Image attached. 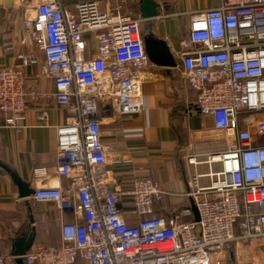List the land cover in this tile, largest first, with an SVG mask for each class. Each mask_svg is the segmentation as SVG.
<instances>
[{"label":"built area","instance_id":"built-area-1","mask_svg":"<svg viewBox=\"0 0 264 264\" xmlns=\"http://www.w3.org/2000/svg\"><path fill=\"white\" fill-rule=\"evenodd\" d=\"M217 2L187 12L188 40L174 54L199 114L212 122L190 131L183 154L194 173L179 194L150 178L129 190L110 185L112 146L101 126L110 104L124 114L142 109V84L155 67L144 45L147 20L98 0L78 1L75 10L39 0L26 15L24 35L43 51L41 73L53 80L50 96L66 118L56 126V159L38 170L31 196L57 208L61 242L33 245L25 264H213V252L226 264L231 246L254 242L264 253V0ZM87 36L96 47L90 58ZM18 58L20 66H0V128L25 129L29 100L45 96L26 87L25 70L38 57ZM202 163L208 172L197 171ZM125 195L137 224L123 216ZM168 195L193 198L200 221L190 206L171 218L157 214Z\"/></svg>","mask_w":264,"mask_h":264},{"label":"crops","instance_id":"crops-1","mask_svg":"<svg viewBox=\"0 0 264 264\" xmlns=\"http://www.w3.org/2000/svg\"><path fill=\"white\" fill-rule=\"evenodd\" d=\"M78 1L63 0L65 7L75 10ZM102 9L127 7L126 14H139V0H98ZM168 10H162L153 20L152 32L165 39L174 54H179L188 40L187 12L217 5L218 0H156ZM39 0H0V66H20L18 54L38 57L40 63L26 68V87L45 95L37 102L30 99L25 114L26 128H0V161L12 168L33 188L36 174L56 159V126L64 123L66 114L51 98L53 80L42 74L44 53L24 35V19L33 12ZM116 2V3H115ZM88 38L86 57L96 53L95 42ZM143 105L140 112L124 114L117 104H110L102 124V140L112 146L108 156L110 185L129 190L137 178H150L170 193L187 190L193 166L186 161L183 149L190 131L209 126L210 117L199 114L196 91L192 89L180 69L153 67L142 84ZM0 120L3 118L0 115ZM217 167V165H215ZM208 165L197 166L199 173L208 172ZM203 184L207 178H202ZM66 184L65 179L62 180ZM123 216L129 224H137L133 198H120ZM190 205L189 199L165 196L155 204V212L165 217L178 214L181 207ZM60 216L53 203H38L31 197L19 198L18 187L10 175L0 167V256L8 264H17L11 256L12 240L21 232L36 229L33 245L54 246L60 243ZM71 219L70 215L65 216ZM33 221V222H32ZM54 222V226L52 224Z\"/></svg>","mask_w":264,"mask_h":264},{"label":"water","instance_id":"water-1","mask_svg":"<svg viewBox=\"0 0 264 264\" xmlns=\"http://www.w3.org/2000/svg\"><path fill=\"white\" fill-rule=\"evenodd\" d=\"M139 15L147 20V23L159 18L162 10H168L167 6H162L156 0H139ZM144 45L146 53L155 67L171 68L177 66V61L174 53L171 50L168 42L157 37L152 30L146 29L144 35ZM0 167L3 168L12 178L13 182L18 187L19 198L26 199L34 194V189L30 184L24 181L12 168L0 161ZM190 209L193 214V219L196 222L200 221V215L193 198L189 199ZM33 222V221H32ZM36 229L33 227L30 231L21 232L13 238L11 247V256L15 258L17 264H25L23 256L32 248ZM233 258V253H231Z\"/></svg>","mask_w":264,"mask_h":264},{"label":"rangeland","instance_id":"rangeland-1","mask_svg":"<svg viewBox=\"0 0 264 264\" xmlns=\"http://www.w3.org/2000/svg\"><path fill=\"white\" fill-rule=\"evenodd\" d=\"M126 11L127 7L122 6V9L120 11L121 14H126ZM134 15H137V13H134ZM230 251L235 252V257H233L232 263L229 262L228 258L230 257V253H228L225 257L226 264H264L263 249L258 245L257 242H254L253 244H243L239 247L231 246ZM211 258L213 264H220L219 256L216 252L211 253Z\"/></svg>","mask_w":264,"mask_h":264},{"label":"trees","instance_id":"trees-1","mask_svg":"<svg viewBox=\"0 0 264 264\" xmlns=\"http://www.w3.org/2000/svg\"><path fill=\"white\" fill-rule=\"evenodd\" d=\"M145 27H146V29L148 28V29H150V30H152V28H153V21L152 22H149V23H146L145 24ZM52 224H53V226H54V222H52ZM35 238H36V236H35ZM61 242V241H60ZM60 244V243H59ZM59 244H57V245H55V246H58ZM228 258V257H227ZM228 260H229V262H233V258L231 257V255H230V257L228 258ZM227 260V261H228Z\"/></svg>","mask_w":264,"mask_h":264},{"label":"flooded vegetation","instance_id":"flooded-vegetation-1","mask_svg":"<svg viewBox=\"0 0 264 264\" xmlns=\"http://www.w3.org/2000/svg\"><path fill=\"white\" fill-rule=\"evenodd\" d=\"M145 31H146V27H144Z\"/></svg>","mask_w":264,"mask_h":264}]
</instances>
